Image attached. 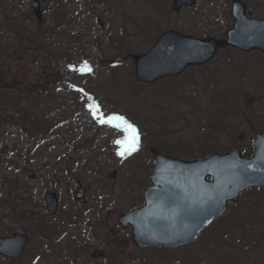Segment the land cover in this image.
Segmentation results:
<instances>
[{"label": "rangeland", "instance_id": "obj_1", "mask_svg": "<svg viewBox=\"0 0 264 264\" xmlns=\"http://www.w3.org/2000/svg\"><path fill=\"white\" fill-rule=\"evenodd\" d=\"M61 1L59 18L43 10L39 26L32 0H0V52L9 58L0 63L1 117L7 109L0 117V237L23 233L30 239L16 264H74L64 260L69 256H86L87 264H264L262 189L244 194L196 244L178 250H138L130 228L118 223L121 214L143 204L154 168L151 148L192 160L238 146L247 156L256 134L264 132L262 55L225 50L204 70H187L179 78L144 85L134 77L130 56L148 52L160 33L223 36L232 0H203L179 14L171 11L172 0ZM242 1L253 17L264 19V0ZM55 23L45 49L13 55L16 26L37 32ZM23 86L33 88L31 102L41 104L32 109L27 128L6 106L19 101L21 111L31 108ZM112 116L136 129L135 151L117 143L129 135L114 126L119 121L101 122ZM48 125L53 130L45 136L31 133ZM77 182L87 205L73 199ZM47 192L58 197L54 217L45 210ZM17 213L21 219L12 217ZM74 213L79 217L64 232L59 221ZM41 220L61 226L58 245L36 239ZM96 250L105 258L91 259ZM0 264L11 263L0 258Z\"/></svg>", "mask_w": 264, "mask_h": 264}, {"label": "water", "instance_id": "obj_2", "mask_svg": "<svg viewBox=\"0 0 264 264\" xmlns=\"http://www.w3.org/2000/svg\"><path fill=\"white\" fill-rule=\"evenodd\" d=\"M201 0H173L172 11L192 8ZM34 13L42 22L39 0H34ZM231 15L235 24L225 40L196 39L176 31L161 34L148 53L133 55L135 78L145 84L176 77L187 68L210 63L219 49L234 47L243 52L264 53V21L249 19L245 5L234 0ZM251 158L232 148L225 155L212 154L204 159L185 161L163 155L155 149L151 153L155 166L150 176L151 186L144 194V205L119 217L123 229L132 230V242L138 249H177L196 243L214 222L227 213L228 203L238 201L240 194L251 188H264V133L254 141ZM32 178L34 175H32ZM74 200L86 204L81 185ZM49 216L58 212L56 194L44 196ZM28 238L15 234L0 238V256L20 261ZM104 257L96 251L92 258Z\"/></svg>", "mask_w": 264, "mask_h": 264}, {"label": "trees", "instance_id": "obj_3", "mask_svg": "<svg viewBox=\"0 0 264 264\" xmlns=\"http://www.w3.org/2000/svg\"><path fill=\"white\" fill-rule=\"evenodd\" d=\"M60 1L61 0H42V3L44 5V11L46 13L48 11H51V12L53 11L54 14L57 15L56 19L59 18V14L62 13L61 8L63 6V4H61L62 1L61 2ZM45 6H46V8H45ZM56 26H57V23L54 24V28H51V29L46 30V31H42L41 28L39 30V27H38V31L37 32H32V31H29L28 29L16 26L17 28H15L14 31L18 32V45H17L18 48L16 49V51L14 52L13 55L14 56H16V55L27 56L29 51H35V50L38 51V50H41V48L45 49V45L46 44H44V43L47 40V38L53 37V33L55 32V27ZM214 35L218 36L219 34H214ZM130 52H131V50H130ZM1 54H2V56L0 57V60H1L0 63H2V61L4 59L9 60V58H2L5 55H7V53H5V52H3L1 50L0 55ZM2 71H3V67L0 66V72L3 73ZM22 74H23V72H19V75H22ZM11 77H14V76L11 75L10 77H8V75H7L4 78L5 79H9ZM1 80L2 79H1V76H0V81ZM3 85H5V84H3ZM12 86H14V85H12ZM23 89H24V86H23V88L21 90V94L22 95L31 96L30 102L28 101L27 98L24 100L27 103L29 102L28 104L30 105L31 108L30 109L26 108L24 111H21L19 109V107H21L23 103H21L19 101H15L14 104H8L6 106L9 107L10 111H12V110L16 111L19 120L22 121V124H23L22 126L27 128L28 125H33V118H32V112H31L32 109L33 110L37 109L38 106H41V104L36 106L37 105L36 102H34V103L31 102V99H34V97L32 96V90H34L33 88H31V89L28 88V89H24V90ZM9 102H13V101H9ZM6 111H7V109L1 111L2 117H6V113H7ZM34 130H36V126H35V129H33L31 131V133H35V134L42 133V132L46 133V132H48L47 131L48 127L47 126H46V128L45 127H41V129L38 128L37 132H33ZM164 153H166V152H164ZM166 154H168V153H166ZM81 213H82V211H81ZM21 215H22L21 213H17L16 215H12V217L15 218V219H21ZM25 216H26V214L23 215V217H25ZM77 217H79V213H74L73 215H69L68 217L65 216L64 218H62L59 221L60 224H63L64 226H66L64 228V232L68 231L69 224L73 221V219H75ZM60 231H61V226L58 225L57 223H55V224L53 223L52 225H50L49 221L41 220L38 224H36V231H35V233H37L36 239L38 238L41 243L42 242H47L48 244H51L50 246L53 247L54 246L53 244L58 245V243H59V239L57 237H58ZM93 233H94V230L91 229L90 227H88V234H90V236H92ZM70 258L76 260L74 262V264H87L88 262L91 261L86 256L76 257V258L69 256L68 259H64V260L65 261H70L71 260ZM109 258L113 259V257H109ZM105 264H119V262H116L113 259V260H111V262L108 261Z\"/></svg>", "mask_w": 264, "mask_h": 264}, {"label": "snow or ice", "instance_id": "obj_4", "mask_svg": "<svg viewBox=\"0 0 264 264\" xmlns=\"http://www.w3.org/2000/svg\"><path fill=\"white\" fill-rule=\"evenodd\" d=\"M90 71V69H88ZM113 121H119V123L115 124L114 126L117 128L123 127V130L128 133L129 135L126 137L123 141H117V143L120 144H127L128 147L125 149L127 152H133L137 149V144L139 141V137L137 135L136 129L129 124L123 117L121 116H112L109 117L107 120H102V123H108L112 124ZM121 155H124V152L120 153Z\"/></svg>", "mask_w": 264, "mask_h": 264}, {"label": "flooded vegetation", "instance_id": "obj_5", "mask_svg": "<svg viewBox=\"0 0 264 264\" xmlns=\"http://www.w3.org/2000/svg\"><path fill=\"white\" fill-rule=\"evenodd\" d=\"M248 15L250 16V12H249V11H248ZM238 52H239V51H238ZM240 53H242V52H240ZM250 53H257V52H250ZM242 54H249V53H242ZM257 54H259V53H257ZM259 55H261V54H259ZM253 150H254V149H253ZM259 189H262V188H258V190H259ZM254 190H257V189H254ZM254 190H250V191H254ZM262 190H264V189H262ZM250 191H248V192H250ZM240 200H241V198H240ZM240 200H239V202H240ZM239 202H238V203H239ZM238 203H237V204H238Z\"/></svg>", "mask_w": 264, "mask_h": 264}]
</instances>
